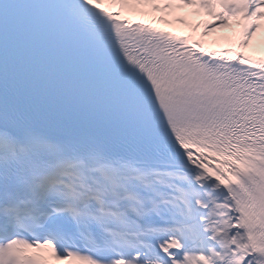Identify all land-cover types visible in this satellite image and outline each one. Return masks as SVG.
<instances>
[{
    "label": "snow or ice",
    "instance_id": "6c2138e0",
    "mask_svg": "<svg viewBox=\"0 0 264 264\" xmlns=\"http://www.w3.org/2000/svg\"><path fill=\"white\" fill-rule=\"evenodd\" d=\"M0 264H264V0H0Z\"/></svg>",
    "mask_w": 264,
    "mask_h": 264
},
{
    "label": "bare ground",
    "instance_id": "6f19581e",
    "mask_svg": "<svg viewBox=\"0 0 264 264\" xmlns=\"http://www.w3.org/2000/svg\"><path fill=\"white\" fill-rule=\"evenodd\" d=\"M196 20H209V19H207L205 16H202V17H197Z\"/></svg>",
    "mask_w": 264,
    "mask_h": 264
}]
</instances>
